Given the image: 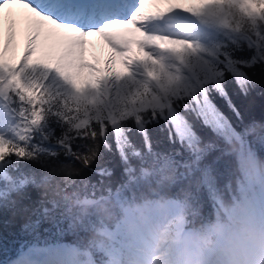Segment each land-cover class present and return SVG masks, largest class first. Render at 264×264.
Returning a JSON list of instances; mask_svg holds the SVG:
<instances>
[{"label": "snow or ice", "instance_id": "snow-or-ice-1", "mask_svg": "<svg viewBox=\"0 0 264 264\" xmlns=\"http://www.w3.org/2000/svg\"><path fill=\"white\" fill-rule=\"evenodd\" d=\"M103 3L99 20L95 10L85 20L84 9L57 11L63 0H0V177L10 179L7 169L14 160L55 158L58 149L89 168L101 145L111 148L109 136L122 160L142 159L131 129L143 135L150 154L147 126L161 119L170 139L198 152L199 138L185 112L229 140L246 143L211 94L214 89L227 98L229 76L246 92L254 84L252 70L259 66L264 72V0ZM18 7L27 10L23 18ZM91 37L110 49L103 62ZM245 46L250 57L237 56ZM53 124L62 129L59 136ZM77 138L91 142L86 151L75 147ZM49 140L55 144L44 146ZM29 183H36L35 177L13 188ZM174 223L182 231L185 217Z\"/></svg>", "mask_w": 264, "mask_h": 264}, {"label": "trees", "instance_id": "trees-1", "mask_svg": "<svg viewBox=\"0 0 264 264\" xmlns=\"http://www.w3.org/2000/svg\"><path fill=\"white\" fill-rule=\"evenodd\" d=\"M251 54V50L246 46L236 53L237 56L243 57H250ZM252 72L254 84L250 85L246 92L229 76L225 85L227 98L214 89L211 98L232 128L244 135L248 146L264 155V72L259 66ZM184 114L193 124L199 138L198 152L194 153L186 143L170 139L162 119L147 126L152 147L150 154L144 144L143 135L135 128L131 129L130 139L137 150L143 151L145 155H168L181 163L192 160L196 162V167H199L201 162L207 165L208 170L206 174L201 175L200 183L195 189H182L179 194L175 189L171 193L154 194L156 198L166 195V198L176 200L181 215L185 217L184 224L191 227L193 224L214 219L217 214H224L225 201L231 195L230 178L238 167V161L229 151L232 140L206 125L195 113ZM52 127L55 135L59 136L62 129L56 124ZM249 132H252L251 135ZM34 142L40 141L34 138ZM109 142L111 148L101 145L99 158L89 168H84L78 161L65 156L59 149V155L55 158L45 157L37 161L18 162L14 160L9 165L7 171L10 179L0 177V193H4L0 196V264H6L24 246L31 243L64 241L72 244L74 248L88 243L91 230L100 226L97 217L91 214L82 215L78 209L83 205L72 206L65 203L62 195L58 196L46 190L43 184L50 166L56 163L69 164L83 169V172L74 180L61 181L60 186L64 192L79 193L85 200H103L106 197L114 200L125 199L127 187L120 193L117 190L121 185H127V168L139 158L130 157L129 161L125 162L116 148L114 137L109 136ZM90 143L77 138L75 147L84 152L87 150L85 145ZM54 144V140L44 142L46 147ZM104 169L108 170L107 174H102ZM25 177H35L36 183L13 188V184H18ZM118 194L122 196L117 198ZM80 251L90 254L92 262L88 264L106 263V251L99 246L85 247Z\"/></svg>", "mask_w": 264, "mask_h": 264}, {"label": "clouds", "instance_id": "clouds-1", "mask_svg": "<svg viewBox=\"0 0 264 264\" xmlns=\"http://www.w3.org/2000/svg\"><path fill=\"white\" fill-rule=\"evenodd\" d=\"M229 151L238 167L230 178L231 195L224 214L193 224L186 232L171 223L166 195L156 198L154 194L195 189L208 170L203 162L196 167L192 160L181 163L168 155H145L130 167L123 200H85L79 193L64 192L61 181L74 180L83 169L63 163L50 166L43 187L62 195L65 203L83 205L78 209L82 215L91 214L100 221L87 244L68 248L73 264H83L82 248L99 246L110 251L118 246L126 253L123 242L140 235L151 264H264V155L235 139ZM19 255L27 257L22 264H37L33 255Z\"/></svg>", "mask_w": 264, "mask_h": 264}, {"label": "rangeland", "instance_id": "rangeland-1", "mask_svg": "<svg viewBox=\"0 0 264 264\" xmlns=\"http://www.w3.org/2000/svg\"><path fill=\"white\" fill-rule=\"evenodd\" d=\"M23 38H24V33L22 31L19 37L21 43L23 42ZM90 39L97 42L98 47H96L95 49V56L99 57L101 62H103V60L105 59L104 58L105 55L109 54L107 50L108 49L107 45L104 44L101 38L99 37H91ZM88 59L90 60L93 59V55L91 53L89 54ZM167 202H168V212L170 216V221L176 227L174 221L177 216L181 215L180 206L176 200L171 198H167ZM189 229L190 227L184 224L183 230L180 231L186 232ZM110 231H114V230H110ZM50 245H53V247L49 248ZM60 246L64 247L63 249L66 250V253H64V251L63 253L59 252ZM68 246L74 248L72 244L64 241L50 242L46 244H39V243L27 244L6 264H22V261L27 259V257L20 256L19 254L21 253L33 255L37 263L39 264L41 259H44L46 264H51L53 262V259L54 262H56V264H73L74 257L73 254L68 251ZM123 247L127 249L126 253L121 251V248L118 246H114L112 250L106 251L107 259L105 264H151V256L149 255L147 249V243L142 235L137 236L134 239L123 242ZM49 255H52L53 257L51 260H49V257H46ZM82 256H83V264H88L89 262H92L90 254L88 252H83Z\"/></svg>", "mask_w": 264, "mask_h": 264}, {"label": "bare ground", "instance_id": "bare-ground-1", "mask_svg": "<svg viewBox=\"0 0 264 264\" xmlns=\"http://www.w3.org/2000/svg\"><path fill=\"white\" fill-rule=\"evenodd\" d=\"M69 9H71L73 13H75L78 9H84L85 13H86V15L84 17L85 20H87V13L92 11V10H95V17H96L97 20H99L100 15L105 10V5L103 3V0H87V1H82V2H77V1L70 2V1H67V0H63L62 7L58 8L57 11L61 12L62 14H70L69 13ZM45 10H47V9H45ZM16 11H17L18 15L21 18H23L26 15V13H27V10L23 9L22 7H18L16 9ZM103 49H104V47H103ZM107 50H108V53H109L110 49L108 48ZM107 55L108 54H106L104 58H106ZM63 248L64 247H60L59 252L63 253V251H64V253H66V250H64ZM55 250H56V248H55ZM46 257H49V260H51L53 258L52 255H49V256H46ZM37 264H39V263H37ZM40 264H46L45 260L41 259L40 260ZM51 264H56V262H54V259H53V262Z\"/></svg>", "mask_w": 264, "mask_h": 264}]
</instances>
